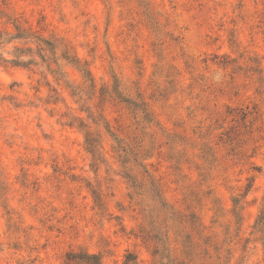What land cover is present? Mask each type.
<instances>
[{
  "label": "rangeland",
  "instance_id": "1",
  "mask_svg": "<svg viewBox=\"0 0 264 264\" xmlns=\"http://www.w3.org/2000/svg\"><path fill=\"white\" fill-rule=\"evenodd\" d=\"M263 202L264 0H0V264H264Z\"/></svg>",
  "mask_w": 264,
  "mask_h": 264
},
{
  "label": "trees",
  "instance_id": "2",
  "mask_svg": "<svg viewBox=\"0 0 264 264\" xmlns=\"http://www.w3.org/2000/svg\"><path fill=\"white\" fill-rule=\"evenodd\" d=\"M95 141L92 139L90 135L85 136V145H86V150L88 153L92 155V157H95ZM264 228V202L262 205V208L259 212V215L255 221V230L257 232H262ZM157 252V250H155ZM67 260L69 261H75L77 260L78 263L83 262L84 264H101L100 258L94 255L86 256V257H80L78 255L74 254H69L67 255ZM225 264H229V258L224 261Z\"/></svg>",
  "mask_w": 264,
  "mask_h": 264
},
{
  "label": "clouds",
  "instance_id": "3",
  "mask_svg": "<svg viewBox=\"0 0 264 264\" xmlns=\"http://www.w3.org/2000/svg\"><path fill=\"white\" fill-rule=\"evenodd\" d=\"M223 75H224L223 73L217 71V72H215L214 74L211 75V81L213 83H217L218 84L221 81Z\"/></svg>",
  "mask_w": 264,
  "mask_h": 264
}]
</instances>
